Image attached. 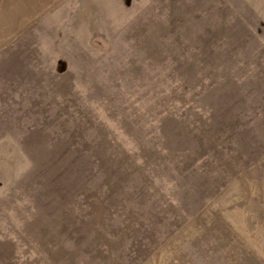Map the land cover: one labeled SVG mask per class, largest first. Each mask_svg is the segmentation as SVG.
Here are the masks:
<instances>
[{"label":"rangeland","instance_id":"374dc122","mask_svg":"<svg viewBox=\"0 0 264 264\" xmlns=\"http://www.w3.org/2000/svg\"><path fill=\"white\" fill-rule=\"evenodd\" d=\"M0 264H264V0H0Z\"/></svg>","mask_w":264,"mask_h":264}]
</instances>
